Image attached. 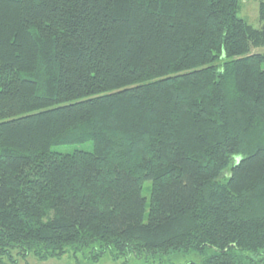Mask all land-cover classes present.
I'll use <instances>...</instances> for the list:
<instances>
[{"label": "trees", "instance_id": "trees-1", "mask_svg": "<svg viewBox=\"0 0 264 264\" xmlns=\"http://www.w3.org/2000/svg\"><path fill=\"white\" fill-rule=\"evenodd\" d=\"M242 1L0 0V264H264V0L258 28Z\"/></svg>", "mask_w": 264, "mask_h": 264}, {"label": "rangeland", "instance_id": "rangeland-1", "mask_svg": "<svg viewBox=\"0 0 264 264\" xmlns=\"http://www.w3.org/2000/svg\"><path fill=\"white\" fill-rule=\"evenodd\" d=\"M262 0H243L241 2L240 16L246 19L255 27H261L260 20V3ZM254 52L264 51V48L253 49ZM75 144L55 147L54 149L72 152L76 149H91L92 143ZM145 194L149 196L146 191ZM98 244L96 247L87 249L85 252L75 251L69 248L66 254L56 258L40 259L33 254H28L26 257L18 255L14 252L13 258L17 264H188L190 261L200 260L197 254L176 253L170 256L150 257L147 259L137 258L134 255L118 256L115 250L106 249L103 254L98 253ZM7 261L8 256L3 257Z\"/></svg>", "mask_w": 264, "mask_h": 264}]
</instances>
